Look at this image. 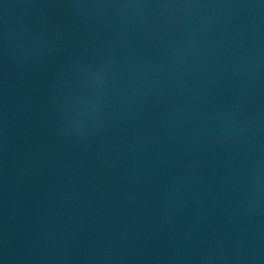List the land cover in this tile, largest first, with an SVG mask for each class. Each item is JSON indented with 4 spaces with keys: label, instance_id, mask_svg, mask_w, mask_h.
Returning <instances> with one entry per match:
<instances>
[{
    "label": "water",
    "instance_id": "obj_1",
    "mask_svg": "<svg viewBox=\"0 0 264 264\" xmlns=\"http://www.w3.org/2000/svg\"><path fill=\"white\" fill-rule=\"evenodd\" d=\"M0 264H264V0H0Z\"/></svg>",
    "mask_w": 264,
    "mask_h": 264
}]
</instances>
